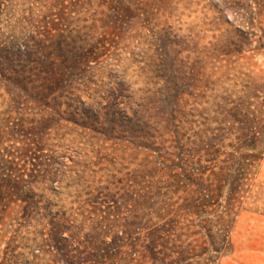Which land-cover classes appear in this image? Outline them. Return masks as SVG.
Returning <instances> with one entry per match:
<instances>
[{
    "label": "rangeland",
    "instance_id": "374dc122",
    "mask_svg": "<svg viewBox=\"0 0 264 264\" xmlns=\"http://www.w3.org/2000/svg\"><path fill=\"white\" fill-rule=\"evenodd\" d=\"M150 235L264 264V0H0V264H155Z\"/></svg>",
    "mask_w": 264,
    "mask_h": 264
},
{
    "label": "trees",
    "instance_id": "16d2710c",
    "mask_svg": "<svg viewBox=\"0 0 264 264\" xmlns=\"http://www.w3.org/2000/svg\"><path fill=\"white\" fill-rule=\"evenodd\" d=\"M149 241V248L148 251H146V254H144L146 257L150 258L151 261L155 264H170L171 261L166 262V257L161 253V251L155 250L157 247L155 244V238L154 236H149L148 238ZM164 259V260H163ZM165 261V262H163Z\"/></svg>",
    "mask_w": 264,
    "mask_h": 264
}]
</instances>
